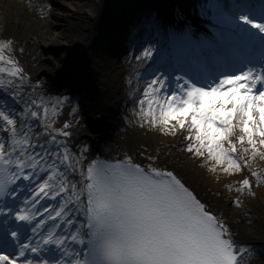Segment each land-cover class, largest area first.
<instances>
[{"label": "snow or ice", "instance_id": "snow-or-ice-1", "mask_svg": "<svg viewBox=\"0 0 264 264\" xmlns=\"http://www.w3.org/2000/svg\"><path fill=\"white\" fill-rule=\"evenodd\" d=\"M207 7L211 33L194 38L184 31L174 36L171 51L160 50L153 78L138 90L143 98L134 101L135 115L141 128L180 135L189 158L235 175L264 148V67L251 66L248 56L258 49L264 61V0H217ZM13 43L0 38V64L10 66H0L8 77H0V88L18 94L17 79L22 84L25 77L6 55ZM154 51L149 45L135 59L152 60ZM67 100L46 101L34 88L19 112L7 103L0 107V264H240L248 250L227 220L174 168L158 166L159 157L141 163L128 154L102 161L87 160V149L71 153L58 139L71 135L70 124L54 128L50 119ZM69 170L79 171L80 181L73 182ZM251 177L259 182L264 174L236 181L237 206L239 194L253 187ZM61 194L51 211L43 208L46 216L40 212L41 199Z\"/></svg>", "mask_w": 264, "mask_h": 264}, {"label": "bare ground", "instance_id": "bare-ground-1", "mask_svg": "<svg viewBox=\"0 0 264 264\" xmlns=\"http://www.w3.org/2000/svg\"><path fill=\"white\" fill-rule=\"evenodd\" d=\"M133 18L129 0H0V38L13 40V50H6V55L18 62L25 77L22 84L17 79L18 94L12 88H0V107L7 103L19 112L34 88L46 101L67 97L50 119L54 128L70 124L66 131L71 135L58 139L67 142L71 153L79 155L87 149V160H114L128 154L141 163H148L149 155L159 157L158 166L174 168L214 213L227 220L237 244L248 250L240 264H264L262 221L248 223L251 218L246 210L223 205L206 185L200 164L190 166L175 149L164 151L160 145H151L147 135H142L143 141L131 138L137 128L148 129L147 125L138 126L135 113L139 104L134 102L143 98L138 90L145 84L136 74L131 76L130 85L113 78L105 46L110 41L119 42L122 28ZM0 77L8 78L6 73ZM31 123L35 132L41 131L36 121ZM69 177L73 182L81 179L79 171L73 174L69 170ZM43 199L41 213L44 207L51 211L61 203L63 194L55 200L51 196ZM81 217L76 218L73 212L74 219Z\"/></svg>", "mask_w": 264, "mask_h": 264}, {"label": "rangeland", "instance_id": "rangeland-1", "mask_svg": "<svg viewBox=\"0 0 264 264\" xmlns=\"http://www.w3.org/2000/svg\"><path fill=\"white\" fill-rule=\"evenodd\" d=\"M133 2V1H132ZM160 3V0H136L134 4V18L131 25H129L128 30L126 32V36L129 37L131 41L136 39V36L139 35L144 30H150L152 28H156L157 31L163 32V25L164 21L166 19V11L162 9L159 5H156L154 8H151V5L153 3ZM217 2V0H201V1H193L189 7V9H186L187 11H191V15L196 16L195 20H197L201 24H207L212 25L213 21L211 17L213 16V10L209 7H207L209 4ZM51 25H53L52 22H50ZM125 47L127 46L130 48V41H126L123 43ZM160 43H156L153 45V48L156 49L159 47ZM148 44L143 45L140 49L136 51H132L128 49V52L126 55L122 57L123 63L119 64L116 62V60L112 59L114 61V66L112 68L111 76L120 82L125 83L126 85H130L131 79H130V73L131 70V64L133 68L137 65L138 60L135 59V56L140 55L144 48L148 47ZM105 50L107 48L105 47ZM155 51L153 52V57L155 56ZM143 63H141L142 65ZM145 82L148 80H144ZM143 81V82H144ZM131 110L127 111V113H130ZM139 112V111H138ZM148 127V126H147ZM239 130V129H237ZM142 135L146 138L147 135V141L150 142L151 145L156 146L160 145L162 150H170L171 148H177L179 144H184V141L181 140L180 135L172 136V135H162L159 131V129H136L134 134H131V138L135 137H141V141H143ZM182 141V142H181ZM177 154L180 156L186 157V161L188 165H196L197 163L203 161L202 158L192 156L189 158L190 154L182 151L181 149L179 151H176ZM203 167L201 170V174L204 178V181L207 186L211 188V191H214L215 193L217 191H223V195L221 198H223V201L226 203L232 204L231 196L236 194V183L233 185V188L229 189L227 188V183L230 182L229 180L231 178H235L236 181L240 180L243 176L242 173H237L235 175L233 174H226L223 172V169L221 167H216L215 170H213L214 162L213 161H204ZM248 170L250 172H259L264 174V169L262 172H260V169L264 168V148H261L260 154L256 155L254 158H251L248 160ZM256 179V177H252ZM210 190V189H209ZM259 195V197L264 202V179L260 180V183L255 185V187L252 189V191L245 194V201L242 203L243 198L240 197L242 206H237L234 204V209H250L257 211V209L260 211L264 218V203L259 204L255 194ZM260 208V209H259ZM264 221V220H263Z\"/></svg>", "mask_w": 264, "mask_h": 264}]
</instances>
